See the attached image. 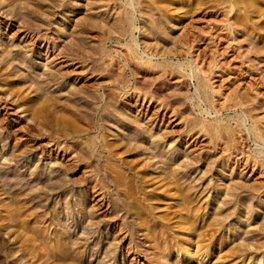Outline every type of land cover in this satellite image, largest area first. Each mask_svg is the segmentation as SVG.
Listing matches in <instances>:
<instances>
[{
  "label": "rangeland",
  "instance_id": "374dc122",
  "mask_svg": "<svg viewBox=\"0 0 264 264\" xmlns=\"http://www.w3.org/2000/svg\"><path fill=\"white\" fill-rule=\"evenodd\" d=\"M130 1L0 0V264H264V0Z\"/></svg>",
  "mask_w": 264,
  "mask_h": 264
},
{
  "label": "bare ground",
  "instance_id": "6f19581e",
  "mask_svg": "<svg viewBox=\"0 0 264 264\" xmlns=\"http://www.w3.org/2000/svg\"><path fill=\"white\" fill-rule=\"evenodd\" d=\"M128 1H130V0H128ZM133 1V0H132ZM131 2V1H130ZM154 2V1H153ZM226 2V1H225ZM129 3V2H128ZM132 3V2H131ZM152 3V2H151ZM127 4V3H126ZM130 4V3H129ZM221 4V3H220ZM227 4V3H226ZM131 5V4H130ZM226 6V5H225ZM232 7H233V5L232 4H230L229 5V9L231 10L232 9ZM250 13V12H249ZM129 15V14H128ZM129 20V19H128ZM58 24V23H57ZM238 24V23H237ZM189 250V249H188ZM184 251V252H186L187 254H185V255H188V254H191V253H189V251ZM164 260V259H163ZM181 260H183V261H185V260H187V256H182V258H181ZM162 262V261H161ZM163 262H165V261H163ZM165 264V263H164Z\"/></svg>",
  "mask_w": 264,
  "mask_h": 264
}]
</instances>
